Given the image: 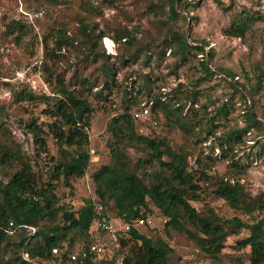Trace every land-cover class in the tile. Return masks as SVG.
I'll use <instances>...</instances> for the list:
<instances>
[{
  "label": "trees",
  "instance_id": "16d2710c",
  "mask_svg": "<svg viewBox=\"0 0 264 264\" xmlns=\"http://www.w3.org/2000/svg\"><path fill=\"white\" fill-rule=\"evenodd\" d=\"M45 1L60 5L66 0ZM167 1L172 17H184L176 0ZM96 10L97 7H87L88 14L82 11L74 14L83 38L79 49L81 60L88 62L86 68L92 67L90 74L83 69H74L69 77L64 73L62 62L66 58L64 51H67L64 48L74 46L78 38L68 34V27L63 26L57 36V45L46 50L49 52L46 55L57 65L56 68L45 66L51 92L37 96L32 90L23 88L16 96L17 101L40 98L46 104L43 113L48 120L39 121L33 116L26 125L42 152H48L47 136L51 134L64 155H52L41 171H36L19 144L13 146L11 141L0 136V167L8 169L7 180L0 179V264H49L55 258L54 247L66 256L92 243L102 244L104 241L96 235L95 227L108 214L112 220L126 222L146 218L148 226L149 218L155 214L151 204L166 220L164 231L167 235L173 231L186 233L212 260H219L231 236L246 231L235 246L239 250L250 249L249 264H264V193L252 195L237 176L212 173L206 161L199 156L192 161L193 153L170 139L174 129L199 140L208 133L217 139L222 155L228 157L234 147L243 142V134L249 128L264 131V123L248 106L245 110L247 128L216 135L213 127L223 126L228 119L229 103L217 107L212 115H198L194 98L200 92L185 94L181 83L168 93L152 92L154 77L148 71L138 75L139 82L131 92L130 83L118 78L123 63L136 61L149 67L152 62L160 64L163 55L171 50L178 67L188 60L193 49L203 52L205 49L191 44L185 33L161 20L153 23L155 32L146 30L141 37L128 29H120V37H115L119 47L113 54L102 41L106 32L91 19ZM256 20L264 22V15L250 10L238 12L225 33L244 37L254 29ZM15 23L18 22L12 20L9 26ZM21 38L20 32L17 42ZM201 64L206 76L213 74L206 59ZM257 68L255 87L248 89L251 96L264 77V68ZM226 74L234 77L231 71ZM237 91L247 98L239 87ZM189 101L193 105L187 109ZM99 106L112 114L106 125L109 159L91 174L93 193L75 205L71 198L76 183L86 175L92 163L90 128ZM144 107H148L156 124L161 117L166 119L165 133L152 135V132L139 130L135 112ZM0 134H5L1 124ZM258 144L256 154L262 157L264 141ZM133 150L140 155H134ZM238 165L233 162V167L239 168ZM237 172L238 175L243 171ZM211 192L251 220L239 216L224 219L212 207L204 210L194 205V202L206 204L205 196ZM10 222L14 223L11 227ZM141 226L133 227L131 239L123 243L124 264H169L174 248L160 235L156 239L148 236ZM115 262V255L110 256L106 250L98 256H90L84 264ZM63 264L70 263L66 259Z\"/></svg>",
  "mask_w": 264,
  "mask_h": 264
},
{
  "label": "rangeland",
  "instance_id": "374dc122",
  "mask_svg": "<svg viewBox=\"0 0 264 264\" xmlns=\"http://www.w3.org/2000/svg\"><path fill=\"white\" fill-rule=\"evenodd\" d=\"M176 5L184 17H172L167 0H66L60 5H52L45 0H0V124L1 130L5 131L4 136L0 134L1 138L11 141L13 146L19 144L36 171L42 169L52 155H64L51 134L47 136L48 152H42L26 125L33 116L38 117L39 121L48 120L43 113L46 104L40 98L17 101L16 96L23 88L32 90L37 96L51 92L45 66L56 68L57 65L46 55L49 54L46 50L57 45V36L63 26L68 27V34L78 38L77 44L64 48L67 50L64 51L66 58L62 62L64 73L69 77L74 69H83L90 74L92 67L86 68L88 62L81 60L82 53L79 49L83 45V38L74 16L79 11L88 14L85 11L87 7H97L91 19L98 22L99 28L106 32L102 41L113 54L119 47L115 37H120V29H128L141 37L146 30L155 32L153 23L161 20L168 21L185 33L191 44L205 49V52L193 49L188 60L178 67L171 50L163 55L160 64L152 62L149 67L136 61L123 63L118 78L124 80V83H130L128 87L131 92H134V85L139 82L138 75L148 71L154 77L152 92L168 93L180 83L185 94L200 92L197 97H193L197 100L194 108L198 115H212L217 107L229 103L231 108L228 119L224 120L223 126L213 127L216 135L223 136L235 128H247L245 110L248 106L252 108L256 118L264 123V77L253 96L248 91L255 87L257 67L264 68V22L256 20L254 29L244 37L225 33L238 12L250 10L264 15V0H176ZM12 20L18 23L9 26ZM20 32L22 38L17 42ZM203 59L208 61L213 74L205 75L201 64ZM226 71H231L234 77L227 75ZM238 87L247 98L241 96L237 91ZM116 99L120 101L119 95ZM91 100L97 105L93 97ZM192 105L189 101L187 109L192 108ZM99 107L92 117L90 128L89 148L95 149L96 153L92 154V163L86 175L76 183L75 194L71 198L75 205L83 197L93 193L91 174L109 159L106 125L112 114ZM165 122L166 119L161 117L159 124H156L149 113L147 118L138 121L139 130L161 135L166 130ZM170 139L193 153L190 157L193 158L192 161L197 156L206 161L211 166L212 173L237 176L252 195L264 193V156L256 154L259 141H264V131L249 128L243 134V142L236 145L228 157L222 155L217 139L208 133H204L199 140L200 138H192L185 132L174 129L170 133ZM133 154L140 155L134 150ZM234 161L239 163V168L233 167ZM239 169L243 172L237 175ZM7 172L8 169L0 167V179L6 181ZM205 201L206 204L194 202V205L204 210L212 207L224 219L239 216L246 221L251 220L248 215L234 210L212 192L205 196ZM151 206L155 214L149 218V225L144 224L141 230L154 239L160 235L170 243L174 252L169 264H249L247 255L250 249L239 250L235 246L237 239L244 237L246 231L231 236L223 254L215 261L202 253L186 233L173 231L171 235H167L164 231V217L154 204Z\"/></svg>",
  "mask_w": 264,
  "mask_h": 264
},
{
  "label": "built area",
  "instance_id": "2783aa9c",
  "mask_svg": "<svg viewBox=\"0 0 264 264\" xmlns=\"http://www.w3.org/2000/svg\"><path fill=\"white\" fill-rule=\"evenodd\" d=\"M149 116L148 107H144L141 110L135 112V117L137 119L147 118ZM95 149H91V154H95ZM103 207L100 206V209ZM110 214L104 217L101 221L96 224L95 233L96 235L104 241V243H92L88 248L79 251H70L65 256L58 247L52 249L55 258L52 264H63L64 260L70 264H84L86 259L90 256H98L104 253L106 250L110 253V256L116 257L115 264H124L125 252L123 243L128 242L132 235L131 230L133 227L139 228L144 225L146 218H139L133 222H126L123 220H112ZM109 218V219H108ZM166 222V220H165ZM14 223L10 222L9 226H13Z\"/></svg>",
  "mask_w": 264,
  "mask_h": 264
}]
</instances>
